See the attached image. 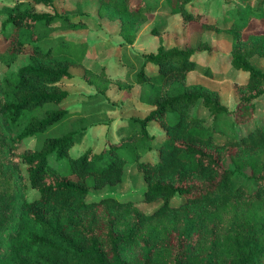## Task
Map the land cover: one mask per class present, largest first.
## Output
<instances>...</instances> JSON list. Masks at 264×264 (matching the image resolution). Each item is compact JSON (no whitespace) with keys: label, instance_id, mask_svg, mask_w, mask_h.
I'll return each mask as SVG.
<instances>
[{"label":"trees","instance_id":"trees-1","mask_svg":"<svg viewBox=\"0 0 264 264\" xmlns=\"http://www.w3.org/2000/svg\"><path fill=\"white\" fill-rule=\"evenodd\" d=\"M11 1L0 9V65L22 55L27 62L0 76V264H264V122H253L264 99V70L255 61L264 59V0H238L223 18L227 26L194 10L193 0H94L97 15L59 12L56 0ZM162 4L200 36L230 37L231 71L247 74L235 85L234 108L216 90L188 82L196 58L213 55L208 42L160 43L123 61L126 87L140 86L149 113L125 120L120 141L72 156L92 123L87 100L104 95L107 81L103 69L85 67L83 80L96 92L77 95L81 110L67 108L75 97L60 84L84 64L88 45L54 32L89 29L94 18L104 31L118 24L121 45L131 44ZM252 21L263 30L246 32ZM151 123L161 137L149 134ZM26 138L34 146L17 151ZM129 164L145 182L144 201L159 202L152 211L112 195L87 198L121 183ZM175 196L184 199L174 205Z\"/></svg>","mask_w":264,"mask_h":264},{"label":"rangeland","instance_id":"rangeland-1","mask_svg":"<svg viewBox=\"0 0 264 264\" xmlns=\"http://www.w3.org/2000/svg\"><path fill=\"white\" fill-rule=\"evenodd\" d=\"M238 0H193L194 10L205 13L208 20H217L223 26L224 16H227V9L234 7ZM94 0H56L55 8L57 11L68 10L72 13L81 12L89 14L96 13ZM256 2V0H253ZM11 0H0V9L6 5H12ZM37 11H46L42 5L35 6ZM97 15V13H96ZM230 21H228L229 23ZM101 22L94 18L90 21L89 29L75 30L72 33L68 31H56V34H65L71 38H77L87 42V52L84 58V64L81 67H72L70 73L73 79L62 82L60 85L69 94L74 95V99L68 101L65 106L70 109L81 110L84 106L83 100L79 94H95L96 88L83 80L84 69L90 68L98 73L100 68L104 70V76L107 81L105 94L97 99L88 101V108L93 107L91 115V125L88 127L83 139L70 148L72 156H79L86 150L100 152L107 141L118 142L122 134L119 132L124 121L130 116L144 117L150 108L140 101V86L126 87L129 81V69L123 64L124 56L132 54L143 55L149 52H156L160 43L166 48L178 47L185 48L189 46L196 47L200 40L208 42L214 53L207 57L205 53L196 58L197 69L189 74V83H200L219 92L222 103L228 108L233 109L237 96L235 94V85L246 78L247 74L243 72L231 71L229 63L230 37L221 32L207 31L200 36L195 26L185 25L180 15H173L165 5H159V9L154 18L145 22L139 29L135 41L131 44L121 45L122 38L114 36L118 24L110 25L107 31L102 29ZM156 28L157 34H152ZM263 30L261 22L252 21L246 28V32H260ZM114 32V33H113ZM124 54V55H123ZM257 65L264 70V59H255ZM27 62L26 56H19L10 66L0 65V76L6 72L16 71L20 66ZM148 67V68H147ZM146 68L151 72L156 71V67L147 64ZM199 108V107H198ZM195 112L203 118L208 117V113L202 109H196ZM264 122V99L257 100V109L255 121ZM209 121V119L207 120ZM252 121L244 125L242 130L246 132L254 123ZM148 132L155 137H161L163 131L154 123L148 126ZM222 140V137H217ZM1 144V142H0ZM34 138H26L17 151H22L26 147H33ZM155 150L151 153L155 155ZM150 153V154H151ZM149 154V153H148ZM145 155L146 157L150 155ZM152 154V157L154 155ZM24 170V168H22ZM145 182L142 175L135 168V165L129 164L124 168L123 181L116 186L105 187L100 190H90L88 199H98L102 196L112 195L122 200H132L140 209L145 212L152 211L159 202L147 203L144 201ZM34 191L27 190V196L32 197ZM182 196H175L171 203L174 205L183 201Z\"/></svg>","mask_w":264,"mask_h":264},{"label":"crops","instance_id":"crops-1","mask_svg":"<svg viewBox=\"0 0 264 264\" xmlns=\"http://www.w3.org/2000/svg\"><path fill=\"white\" fill-rule=\"evenodd\" d=\"M109 26H110V24H106V25H105V30H106V31H107V29H108ZM115 31H116V30H115ZM115 31H114V32H115ZM74 32H75V31H74ZM114 32H113V33H114ZM68 33H72V32H68ZM114 36H115L117 39H118V38L120 39V36H119V35L114 34ZM192 72H193V71H192ZM190 73H191V72H190ZM190 73H189V74H190ZM189 74H188V77H189Z\"/></svg>","mask_w":264,"mask_h":264}]
</instances>
